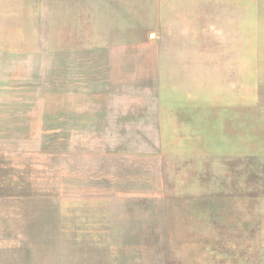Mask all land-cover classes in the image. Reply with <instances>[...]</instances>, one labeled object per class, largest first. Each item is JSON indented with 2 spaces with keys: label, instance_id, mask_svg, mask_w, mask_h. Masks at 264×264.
<instances>
[{
  "label": "rangeland",
  "instance_id": "1",
  "mask_svg": "<svg viewBox=\"0 0 264 264\" xmlns=\"http://www.w3.org/2000/svg\"><path fill=\"white\" fill-rule=\"evenodd\" d=\"M0 264H264V0H0Z\"/></svg>",
  "mask_w": 264,
  "mask_h": 264
}]
</instances>
